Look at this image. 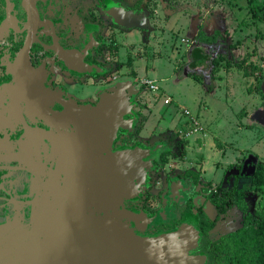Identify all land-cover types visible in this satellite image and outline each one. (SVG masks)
Returning a JSON list of instances; mask_svg holds the SVG:
<instances>
[{"label": "flooded vegetation", "instance_id": "1", "mask_svg": "<svg viewBox=\"0 0 264 264\" xmlns=\"http://www.w3.org/2000/svg\"><path fill=\"white\" fill-rule=\"evenodd\" d=\"M34 2L38 23L29 48L27 70L30 74L17 87L13 64L31 34L25 28L27 14L22 0H0V226L9 224L28 230L34 224L40 237L47 233L48 223L41 221L44 212L49 213L48 201L65 179L69 152L64 141L76 130L72 122L60 117L61 121L57 120L55 115L67 113L71 107L89 113L103 96L119 92L121 99L129 102L122 111L127 126L117 127L107 151L117 154L147 148L155 149L156 155L142 168L144 175L133 179V193L117 199L101 215L119 217L135 235L150 239L176 232L185 221L195 223L199 235L187 252L191 264H234L228 260L225 250L232 251L235 264H241L238 234L258 227V223L246 218L255 217L264 208V192H246L243 205H228L221 212L215 197L220 194L218 188H223L227 173L216 185L202 178V166L198 171L189 167L181 174L169 175V179L162 174L178 150L181 155L187 149L202 153L203 143L186 148L182 143L187 139L180 130L170 144L155 141L148 146L140 139L144 120L142 113L135 109L140 88L136 84L130 86L132 81H138L139 70L131 58L123 61L122 41L117 36L116 41L107 36L106 30L111 27L104 26L112 16L118 23H113L116 31L123 30L124 24L115 19L110 12L113 10L131 13L139 21L144 0ZM175 2L165 3L170 6ZM95 9L105 18H97ZM200 29L206 35L219 31L221 37L215 44L223 39L222 32L213 29V25L207 30L201 23ZM215 44L203 49L209 59L204 62L194 61L193 51L197 48H193L189 69L196 70L202 63L211 69L210 62L214 59L210 48ZM67 60L77 70L68 67ZM128 65L137 73L136 77L125 76ZM92 146H84L89 156H92ZM102 155L105 157L106 151ZM233 177L236 179V175ZM242 177L238 180L240 187ZM254 195L260 198L256 206H250L248 198ZM234 212L237 220L231 217ZM245 252V258H249Z\"/></svg>", "mask_w": 264, "mask_h": 264}, {"label": "rangeland", "instance_id": "2", "mask_svg": "<svg viewBox=\"0 0 264 264\" xmlns=\"http://www.w3.org/2000/svg\"><path fill=\"white\" fill-rule=\"evenodd\" d=\"M262 6L264 0H176L170 6L162 0H144L139 21L121 25L122 31H116L113 23L117 22L112 16L109 15L111 21L106 20L104 27H111L106 35L115 41L117 36L122 41L123 61L131 58L139 70L138 81L131 80L130 86L136 84L140 88L135 109L143 115L142 142L148 146L155 141L172 143L178 131L184 128L182 109L197 116L204 133H208L206 136L197 134L182 143L186 148H195L203 142L202 153L187 149L181 155L178 150L162 171L167 179L189 167L198 171L202 166V178L206 181L216 185L227 173L222 185L232 187L233 176H243L240 185L248 184L254 162L259 160L264 164L261 124L264 94L254 92L255 79L264 81ZM250 8L257 13L256 20ZM95 11L97 18H105L97 9ZM201 23L207 30L210 25L220 30L223 39L210 48L214 59L210 62L211 69L207 63H202L191 70L188 67L190 52L195 47L194 37ZM129 66L125 76L136 77L133 64ZM144 79L156 80L159 91L150 93L145 86L139 87ZM167 97L172 102L163 105ZM255 110L259 112L256 118L252 117L256 123L246 128L245 124L250 121L247 114ZM197 137L201 141L196 140ZM223 150L227 157L222 158ZM150 180L155 186L156 181ZM259 198L256 195L248 198V205L256 206ZM231 217L237 220V213Z\"/></svg>", "mask_w": 264, "mask_h": 264}, {"label": "water", "instance_id": "3", "mask_svg": "<svg viewBox=\"0 0 264 264\" xmlns=\"http://www.w3.org/2000/svg\"><path fill=\"white\" fill-rule=\"evenodd\" d=\"M22 6L31 39L26 40L13 64L17 87L30 74L29 48L38 23L34 0H22ZM110 12L124 25L136 22L131 13ZM67 66L75 68L68 60ZM261 90L264 93V81ZM128 104L119 92H114L103 96L89 113L71 107L67 113L55 115L57 120L72 122L76 130L64 141L69 152L65 179L48 201L49 213L44 212L41 221L48 223L47 235L40 237L34 224L28 230L9 224L0 226V264L192 263L187 252L199 235L194 222L191 225L185 221L176 232L150 239L135 235L119 217L101 215L117 199L133 193V179L144 175L142 168L156 155V150L107 151L117 127L127 126L122 111ZM86 144L92 146V156L87 155ZM102 151H106L105 157Z\"/></svg>", "mask_w": 264, "mask_h": 264}, {"label": "trees", "instance_id": "4", "mask_svg": "<svg viewBox=\"0 0 264 264\" xmlns=\"http://www.w3.org/2000/svg\"><path fill=\"white\" fill-rule=\"evenodd\" d=\"M141 1V0H139ZM169 2L171 0H163ZM252 6V3L250 4ZM261 8H264L262 6ZM253 19L257 17V13L253 12L250 8ZM259 19V17H258ZM256 20V19H255ZM221 33L219 31H214L212 35H206L202 29L197 31V34L194 37L195 47L197 48L193 51L195 53L194 61L204 62L209 61L208 56L203 53V49L215 44ZM257 37V36H256ZM201 58L200 60H198ZM255 93L258 95H263L264 93L261 90L263 79H255ZM238 174L236 175L235 183L232 187H219L220 194L215 197V203L221 207V212L226 210V207L229 205H234L236 203L243 205V200L245 199V193L249 191L253 192H264V164L257 160L254 162L252 173L250 175V181L248 184H244L241 187L238 184ZM236 195V197H235ZM236 201V202H235ZM243 202V203H242ZM246 221L258 223V227H250L249 231L245 233L238 234L239 244L238 248L241 254L240 263L241 264H264V208L257 213L253 218H246ZM255 231V234L251 231ZM250 233V234H249ZM250 255L249 258H245L243 252ZM225 255L231 263L235 264L233 259L232 251L225 250ZM245 258V259H244ZM234 261V262H233Z\"/></svg>", "mask_w": 264, "mask_h": 264}, {"label": "built area", "instance_id": "5", "mask_svg": "<svg viewBox=\"0 0 264 264\" xmlns=\"http://www.w3.org/2000/svg\"><path fill=\"white\" fill-rule=\"evenodd\" d=\"M141 84L151 92H158V85L156 80L144 79ZM172 99L170 97L163 99V105L171 104ZM180 115L183 117L184 128L180 130V134L187 140L197 134H204V126L201 124L199 118L193 115L189 110L182 109Z\"/></svg>", "mask_w": 264, "mask_h": 264}, {"label": "crops", "instance_id": "6", "mask_svg": "<svg viewBox=\"0 0 264 264\" xmlns=\"http://www.w3.org/2000/svg\"><path fill=\"white\" fill-rule=\"evenodd\" d=\"M263 110H264V107H263ZM257 114H259V112H257L256 110L254 111V112H252V113H248L247 114V119H249L250 121H249V123L248 124H245V125H248L246 128H248L249 126H252V125H254L256 122H255V120H254V118H252V117H255L256 118V116H257ZM263 114H264V112H263ZM250 115V116H249ZM260 117H262V115L260 114L259 115ZM246 119V120H247ZM253 123V124H252ZM261 123V122H260ZM263 123V124H262ZM262 127L264 128V121H262ZM206 135H208V133H204V135L203 136H206ZM196 140H200V139H198V137H197V139ZM201 141V140H200ZM201 143H203V142H201ZM203 146H204V143H203ZM225 147H226V145H224ZM221 147V145L219 144V148ZM226 150H231L230 148H226ZM224 151L225 150H223V153H222V158H224V157H227V153L226 154H224ZM227 151V152H228ZM252 173V172H251Z\"/></svg>", "mask_w": 264, "mask_h": 264}]
</instances>
